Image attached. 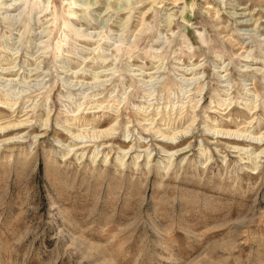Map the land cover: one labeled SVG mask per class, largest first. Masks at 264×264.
<instances>
[{
	"label": "rangeland",
	"instance_id": "1",
	"mask_svg": "<svg viewBox=\"0 0 264 264\" xmlns=\"http://www.w3.org/2000/svg\"><path fill=\"white\" fill-rule=\"evenodd\" d=\"M263 151L264 0H0V264H264Z\"/></svg>",
	"mask_w": 264,
	"mask_h": 264
},
{
	"label": "bare ground",
	"instance_id": "2",
	"mask_svg": "<svg viewBox=\"0 0 264 264\" xmlns=\"http://www.w3.org/2000/svg\"><path fill=\"white\" fill-rule=\"evenodd\" d=\"M104 134H105V133H104ZM242 137H243V136H242ZM170 138H171V137H170ZM168 139H169V138H168ZM177 139H178V138H176L175 140H177ZM163 140H164V139H163ZM169 140H171V139H169ZM169 140H165L163 143H164L165 145H171V144H174L172 141L169 142ZM228 140H229V141H233V142H236V141H237L235 138H233V139H232V138H229ZM173 141H174V139H173ZM242 142H243V141H242ZM178 143H179V142H178ZM178 143H177V144H178ZM254 144H259V143L256 142V143H254ZM76 150H77V149H76ZM182 151H183V150H181L180 153H182ZM127 152H128V151H127ZM127 152L124 151V153H127ZM263 152H264V151H263ZM128 153H129V152H128ZM177 153H178V152H177ZM171 156H172V154H171Z\"/></svg>",
	"mask_w": 264,
	"mask_h": 264
}]
</instances>
